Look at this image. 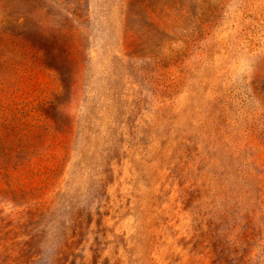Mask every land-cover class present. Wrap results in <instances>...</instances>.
<instances>
[{"label": "rangeland", "instance_id": "1", "mask_svg": "<svg viewBox=\"0 0 264 264\" xmlns=\"http://www.w3.org/2000/svg\"><path fill=\"white\" fill-rule=\"evenodd\" d=\"M0 264H264V0H0Z\"/></svg>", "mask_w": 264, "mask_h": 264}]
</instances>
